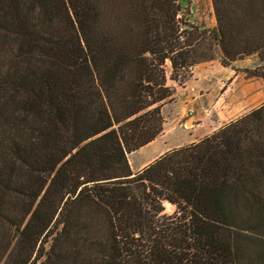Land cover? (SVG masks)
I'll use <instances>...</instances> for the list:
<instances>
[{
    "label": "trees",
    "instance_id": "obj_1",
    "mask_svg": "<svg viewBox=\"0 0 264 264\" xmlns=\"http://www.w3.org/2000/svg\"><path fill=\"white\" fill-rule=\"evenodd\" d=\"M212 1L214 29L181 0H0V264H264V104L128 159L163 132L168 61L264 68V0Z\"/></svg>",
    "mask_w": 264,
    "mask_h": 264
},
{
    "label": "rangeland",
    "instance_id": "obj_2",
    "mask_svg": "<svg viewBox=\"0 0 264 264\" xmlns=\"http://www.w3.org/2000/svg\"><path fill=\"white\" fill-rule=\"evenodd\" d=\"M181 7L180 17L190 23L208 29H214L217 26L212 0H181ZM255 61L259 63V66ZM211 62L221 65L214 66L210 72H206L204 68ZM260 64L258 55L237 59L230 65H224L222 58L217 56L213 60L177 70H174L168 61L166 85L171 90L172 96L162 104L163 129L165 119L170 121L168 122L170 128L176 124L173 121L175 119L172 118L175 115L182 116L184 122L188 121L191 115L198 114L199 118L209 115L206 127L201 133L199 132L201 135L198 134L203 136L209 130L215 127L220 129L262 106L264 104V79L252 77L250 74V71L259 68L264 73L263 64ZM150 156L151 151L147 150L132 156L131 160L134 162L138 159L141 162ZM134 165L136 167V163ZM164 205L166 214L172 215L176 207L167 202Z\"/></svg>",
    "mask_w": 264,
    "mask_h": 264
},
{
    "label": "crops",
    "instance_id": "obj_3",
    "mask_svg": "<svg viewBox=\"0 0 264 264\" xmlns=\"http://www.w3.org/2000/svg\"><path fill=\"white\" fill-rule=\"evenodd\" d=\"M256 63H257V66H259V63L258 62ZM218 65H221V64L211 62L206 65L207 67H205L204 70L206 72H210L211 68H213L214 66H218ZM248 70H251V69H248ZM256 95L257 94H255V96ZM191 116L192 117L188 121L184 122V118L182 116L179 117L175 115L172 118L175 119L173 121L174 123L176 122V124L173 125L171 128H170V125L168 126V122L170 123V121H166L165 119V125H164L162 134L150 144L146 145L145 147L139 149L136 152L131 153V155L128 156L132 171L134 173L139 172L142 169H144L146 166L154 162L156 159L166 154L167 152L182 148L187 145L197 143L202 138L210 134H213L215 131L218 130V128L215 127L214 129H211V131L209 130L207 134L200 136L201 131L203 130L204 127H206L209 121L208 120L209 115H206L202 118H199L198 114L191 115ZM147 150L151 151V156L149 158L147 159L145 158L141 162L138 159L135 160L134 162L131 160L132 156H136L140 153H144ZM135 163H136V167L134 165Z\"/></svg>",
    "mask_w": 264,
    "mask_h": 264
}]
</instances>
